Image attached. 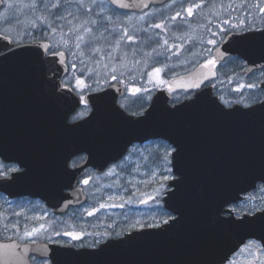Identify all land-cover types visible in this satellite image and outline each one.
Here are the masks:
<instances>
[{
    "label": "water",
    "instance_id": "95a60500",
    "mask_svg": "<svg viewBox=\"0 0 264 264\" xmlns=\"http://www.w3.org/2000/svg\"><path fill=\"white\" fill-rule=\"evenodd\" d=\"M110 1L122 9L142 11L168 0ZM215 55L220 60L228 56L247 60L249 73L263 67L264 28L230 33ZM19 64L28 68L24 74L35 88L39 76H44L48 88L47 82L61 83L69 71L64 50L44 58L42 72L37 70L35 56L28 55ZM50 73L54 77L47 78ZM213 76L215 72L208 75L200 65L171 77L172 89L159 88L142 114L129 112L120 104L126 88L119 81L87 93L85 100L92 110L74 122L69 119L82 98L70 87L60 88L56 102L44 109L38 107L33 114L28 110L25 129L43 128L44 139L57 140L60 157L41 164L32 152L27 161H21L25 170L0 178V191L10 197H42L56 213H63L86 200L80 188L70 193L63 190L74 188L87 167L103 172L133 144L165 139L174 146V178L163 201L175 216L161 226L134 230L91 249L0 238V264H32V254L51 259V264H225L251 238L264 246V209L237 216L230 207L244 200L259 183L264 186V101L227 106L213 86L201 89ZM173 90L195 94L173 104ZM79 153H87V159L69 168L68 160ZM14 154L0 149L4 160H12ZM112 249L120 252L121 261H102Z\"/></svg>",
    "mask_w": 264,
    "mask_h": 264
},
{
    "label": "flooded vegetation",
    "instance_id": "af4514ba",
    "mask_svg": "<svg viewBox=\"0 0 264 264\" xmlns=\"http://www.w3.org/2000/svg\"><path fill=\"white\" fill-rule=\"evenodd\" d=\"M34 1L0 0V142L5 143V145H0V149L15 153L11 157L12 160H4L0 155V164L5 167L0 173V178L11 177L14 172L25 170V166L21 165V161H27L32 152H34L33 154L36 155L41 164H49L60 157L57 140L44 139L43 135L46 133L43 128L39 131H28L25 129V119L27 118L28 110L33 114L38 107L44 109V106L51 105L53 101L56 102L55 100L60 95V88L70 87L81 96L83 102L76 112L71 115L69 121H77L91 112V107L85 100V96L92 90L86 88V83L80 74H89L88 77L90 79L95 74L94 67L91 64L85 73L75 72L70 61L71 52L79 57H89L90 54L93 55L94 53L96 54L95 56H99L103 50L107 54H111L113 48L120 49L124 44V46L129 47V50H127L128 55L140 54L135 57L139 60L137 61L138 65L134 63L133 66H139L137 69L143 68L144 72L148 74L150 67L154 65L153 63L151 66H147L149 56H157V41L163 42L162 45L158 44V48L164 49L166 60L169 63L171 72H173V75L169 76L164 84L152 88L149 83L143 87H133L123 80L107 79L108 72L103 73L101 78L105 82L103 81L104 83H102L101 81L102 87L99 88L100 90L117 81L124 83L126 93L120 100L121 104L126 99L134 98L133 94L131 95V91L140 93L144 90H151L147 96L141 94V97L145 99L146 105L149 106L155 92L159 88L172 89L171 77L193 71L200 65L204 67L208 65L205 67L208 75L215 72V76L204 82L201 89L213 86L214 93L223 102V91L229 89H241L245 96H252L253 93L259 91V100L244 104L246 106L264 101V66L249 73L246 71L247 60L238 56H228L224 60H220L215 55V49L222 44L230 33H244L249 30L264 28V2L254 0H168L162 4H151L144 10L138 11L122 9L110 0H105L112 13L108 14L110 16L119 14L121 17L118 20H108L102 16L104 20V23H102L103 21H97L99 18L98 14L92 13L95 10V4L92 2L84 3L81 7L84 10L80 13H87L88 11V15L76 18L74 17L78 13H65L62 7L45 10L41 6L39 12H36V16H22V14H19V10H23V8L28 11L29 9L26 8L33 4ZM196 5H199V7H196ZM188 8L193 9L191 15L188 13ZM157 9L166 10L164 19L161 21L164 22V26L160 27V32H156L155 27ZM46 14H51V16ZM64 25L68 26V28H61ZM60 33L68 36L69 43L67 45L59 43ZM82 35H91L94 41L100 39L106 44L99 46V49L93 45L92 51L85 55L84 51L87 47L82 45ZM129 37H132V39L130 40ZM119 40H122V42H118ZM209 41H214V43H209ZM94 49L96 51H93ZM61 50L66 52L69 64V71L62 78V82H47L48 88H46L44 86V76H39L40 79L36 83L37 88H35V83L33 81L28 82V76L24 74L28 68L19 64L22 58H26L28 55L37 57V70L42 72L45 69L44 58L50 57ZM159 57L162 61L165 59V56L161 57L160 55ZM130 58L131 56H129ZM144 58H147V60L144 61ZM211 60H214L215 63L209 65L208 62ZM9 62L13 64L8 65L7 63ZM50 77H54L53 73L47 76V78ZM29 78L33 79V77ZM79 81H83V84L79 83ZM249 84L254 85V87H247ZM241 85L245 87L241 88ZM56 86L57 90H54ZM136 89L139 91H135ZM194 94L195 91L175 90L172 103L181 102ZM236 103L241 102L237 101L230 105ZM146 108L137 112V114L143 113ZM155 140L169 143L164 139H151L144 143H135L127 154L119 161L112 162L103 172H99L94 167H87L77 180L74 188L69 187L63 190L65 193H70L72 190L80 188L85 193L86 200L81 204L71 205L63 213H56L42 197L32 195L10 197L9 194L0 191V196H4L8 202L30 201L31 203H41L42 208L49 212L50 218L59 219V221H63V218H68L71 214L82 216V219L86 213L88 214L85 218V222L88 224L84 227L79 222L81 219L76 218V223L73 225L75 227L70 226L72 222H69L68 226L70 227L55 228L50 231L45 228L44 232L47 236L24 238L20 233L33 225L31 223L26 224L27 220H23L16 229L9 228L10 230H7V234H9H5L6 236L4 235V237L0 238H17L20 242L46 241L76 249H91L98 248L101 244L108 243L111 240L123 238L134 230L158 227L170 222L173 218V213L165 207L163 196L161 204L163 213L160 218L158 220H149L144 226L136 228L124 226L123 221L116 214L117 209L115 208L117 206L97 208L92 205V198L95 199V202H98L102 201L105 195L102 193V181L99 178H88V173L94 171L98 175H102L108 169L120 164L134 147L145 146ZM169 145L172 146L170 143ZM87 156V153H79L72 156L68 160L69 168L74 169L81 165L85 162ZM168 163L172 164V153L169 156ZM170 180L167 183V189ZM70 181L72 182V179ZM252 192L244 200L231 206L237 215L240 216L243 213L253 214L258 211V209L241 212L237 210V207L250 200ZM100 208L104 209V212L101 211L103 215L98 219L97 213ZM89 213L92 214L89 215ZM39 222V220H35L33 224L37 225ZM57 232L61 234L58 235ZM65 232H77L81 234V237L74 239L70 235H64L63 233ZM249 241H257V243L262 245L256 239H249L247 243ZM243 247L226 264L234 261L235 256ZM119 255L120 252L118 250H109L105 253L102 261H121ZM30 259L33 264H37L39 261H48L51 264V259L41 258L36 254H32Z\"/></svg>",
    "mask_w": 264,
    "mask_h": 264
},
{
    "label": "rangeland",
    "instance_id": "374dc122",
    "mask_svg": "<svg viewBox=\"0 0 264 264\" xmlns=\"http://www.w3.org/2000/svg\"><path fill=\"white\" fill-rule=\"evenodd\" d=\"M254 1L264 2V0ZM90 2L95 4V10L91 11L92 13L98 14L99 18L97 21H103L102 23H104L103 18L105 17L108 20L120 19L121 15L119 14H113L114 17L108 14L111 13V10H109V6L105 0H35L33 4L26 8L29 9L28 11L23 8V10H19V14H22V16H36V12H39L41 6L45 10L48 8L55 9L56 7H62L65 13H78L74 17L76 18L88 15V11L87 13L80 12L84 10V8H81L82 5ZM165 11L166 10L164 9L156 10V25L164 26V22L161 21L164 19ZM46 15L51 16V14ZM61 28L67 29L68 26L64 25L61 26ZM156 32H160V27H156ZM81 37L83 38L82 45H86L87 47L84 51L85 55L92 51L94 47L93 45L99 49V46L106 44L100 39L94 41L91 35H82ZM118 42H122V40H119ZM59 43L61 45H67V43H69L68 36L60 33ZM158 44L162 45L163 42L157 41V56L147 55L149 56V63L147 66H151L154 63V65L150 67L148 74L144 72L143 68L137 69V67H139L137 66V61L139 60L135 57L140 54L135 53V55H128L127 50H129V47L124 46V44L120 49L113 48L111 54H107L103 50L99 56H95L96 54L94 53L93 55L90 54L89 57H79L71 52L70 61L72 62L71 64L74 67V71L79 73H85L86 70H88V67L93 64L96 76H92L89 79V74H80L86 83V88L90 90L102 87L101 81L102 83L105 82L101 78L104 72H108L107 77L105 73L107 79L123 80L133 87H143L144 85H147V83L150 84L149 86L151 88L158 87L164 84L169 76L173 75L169 63L166 60L165 51L164 49H159ZM93 51L96 50L94 49ZM160 55L161 57L165 56V59L163 60L164 62L160 59ZM129 56H131L130 59ZM143 60L146 61L147 58H144ZM134 63L137 65L133 66ZM156 69H161L159 74L155 73ZM147 91L144 90L140 93L131 91V95L133 94L132 96L134 98L123 101V106L129 111L136 113L140 112L147 106L145 99L141 97V94L147 96L151 90ZM138 95L139 97H137ZM223 95L224 102L227 103V105L233 104L237 101L243 104H250L259 100L260 97L259 91H256L252 96L250 95L251 98L249 99L250 96H245L241 89L224 90ZM172 151L173 147L170 146L169 143L155 140L145 146L134 147L120 164L108 169V171L102 175L90 171L87 177L91 179L99 178L103 183V185H101L102 193L105 195L104 198H102V201L98 202H95V199L92 198L93 207L117 206L115 208L117 209L116 214L123 221L124 226L127 227H142L147 224V221L149 220H158L163 213L161 206L162 196L167 190L168 181L174 177L172 164L168 163ZM4 168L5 167L0 164V173ZM262 208H264V188L260 185L252 192L250 200L237 207V210L241 212L257 209L261 210ZM101 211L104 212V209L100 208V211L97 213L98 219L103 215V212ZM87 216L88 214L86 213L82 219V216L71 214L68 218H63V221H59V219L50 218L49 212L45 211V209L42 208V204L39 202H8L4 196H0V237H4V235L7 234V230H10L9 228L16 229L23 220H27L25 222L26 224L31 223L33 225L20 233L22 237L27 238L25 233L31 231L33 228H38L40 224H44L45 228L50 231L55 228L59 229L73 226L75 225V219L77 218L81 219L79 222L81 223V226L84 227L88 224L85 222ZM35 220H39V224H33ZM69 222H72L70 223V226H68ZM45 235L46 234L43 230L31 237ZM37 264H49V262L39 261ZM229 264H264V247L260 243H257V241H249L235 256L234 261Z\"/></svg>",
    "mask_w": 264,
    "mask_h": 264
},
{
    "label": "snow or ice",
    "instance_id": "6c2138e0",
    "mask_svg": "<svg viewBox=\"0 0 264 264\" xmlns=\"http://www.w3.org/2000/svg\"><path fill=\"white\" fill-rule=\"evenodd\" d=\"M196 7H199V5H196ZM192 11H193L192 8H188V13H189V15L192 14ZM155 27H158V28H159V27H163V26H162V25H156ZM129 39L131 40L132 37H129ZM165 43H167V41H165ZM209 43H214V41H209ZM214 63H215L214 60H211V61L208 62L209 65L214 64ZM207 66H208V65H205V67H207ZM160 71H161V69H156V70H155V73H156V74H159ZM79 83L83 84V81H79ZM240 87L243 88V87H245V86H244V85H241ZM247 87H250V88H251V87H254V85L249 84V85H247ZM237 90H239V89H237ZM135 91H139V90L136 89ZM85 183H87V181H85ZM91 214H92V213H89V215H91ZM44 229H45V225H44V224H40L38 228H33L31 231L26 232L25 235H26L27 237H31V236L36 235V234H38L39 232L43 231ZM57 234L59 235V234H61V233L57 232ZM63 234H64V235H70V236H72L74 239H79V236H78L77 234H75V233H72V232H65V233H63Z\"/></svg>",
    "mask_w": 264,
    "mask_h": 264
},
{
    "label": "trees",
    "instance_id": "16d2710c",
    "mask_svg": "<svg viewBox=\"0 0 264 264\" xmlns=\"http://www.w3.org/2000/svg\"><path fill=\"white\" fill-rule=\"evenodd\" d=\"M94 76H95V74H94Z\"/></svg>",
    "mask_w": 264,
    "mask_h": 264
}]
</instances>
